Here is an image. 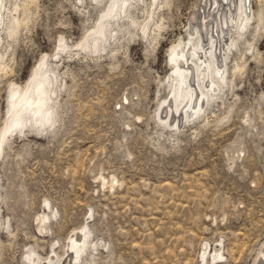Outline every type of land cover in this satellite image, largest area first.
Returning a JSON list of instances; mask_svg holds the SVG:
<instances>
[{
  "label": "rangeland",
  "instance_id": "rangeland-1",
  "mask_svg": "<svg viewBox=\"0 0 264 264\" xmlns=\"http://www.w3.org/2000/svg\"><path fill=\"white\" fill-rule=\"evenodd\" d=\"M200 1L128 0L91 50L74 45L106 0H3L21 21L0 41V129L11 88L44 57L56 96L51 122L22 113L0 146V264H59L81 230L75 264H260L264 0H246L219 93L193 119H158L170 48L188 41Z\"/></svg>",
  "mask_w": 264,
  "mask_h": 264
},
{
  "label": "bare ground",
  "instance_id": "bare-ground-1",
  "mask_svg": "<svg viewBox=\"0 0 264 264\" xmlns=\"http://www.w3.org/2000/svg\"><path fill=\"white\" fill-rule=\"evenodd\" d=\"M106 2V7L99 19L82 39L74 45L75 47L80 48L87 45L91 50H97L98 41L105 37L106 27H112L113 23L119 26L122 21L121 17L120 21L117 20L120 13L128 15V9L130 8L128 0H106ZM200 2L197 15L199 18H192L194 24H192L191 27L189 26L188 41L183 45L177 44L170 48V58H168L172 64V74H169L168 87L170 98L163 100L165 101L166 108L162 107V102L161 105H159L160 110L158 113L159 121L169 126L171 125L169 118L172 110L174 111L173 113L177 112L179 114L178 110L181 109L183 112L182 117L187 120L188 117L196 115L203 110L204 101L209 100L219 93L221 84L224 83L227 78L225 58L227 54L230 53L227 52L235 45V38H232V34L237 38L241 37V32L246 29L247 23L249 22L250 15L247 16L246 0H207V8L204 5L205 0H201ZM15 5L16 4L13 3L12 7H6L3 0H0V41L3 35L4 38L5 36H16L15 34L17 32L15 30L19 27L21 20L12 12L16 7ZM204 8H206L205 12ZM212 9L214 11H212ZM225 10L227 11L226 15ZM132 20V18L131 20L129 19V21ZM146 24H148V22ZM159 25L161 24L155 23V27L158 29L160 28ZM226 25H228L227 29ZM142 31L145 33L146 28ZM89 38H92L90 44L87 43ZM59 48L63 50L65 46L61 43ZM2 55L3 54L0 53V65L2 64ZM44 58L33 67L23 86L14 85L11 88L9 95L10 105L7 114L8 118L0 129V146L12 129L20 124L22 113L30 115L34 123L41 124L42 120L48 123L51 122L52 111L51 109L49 110L48 106L52 98V93H55L56 96V89L54 88L49 91L47 89L49 73L47 70L41 73L43 67L46 65ZM1 66L3 67V65ZM237 68L238 70L240 69L236 63L234 69ZM161 111H164V114L162 113L163 115L160 114ZM178 117L179 116H176L175 120L173 119L174 122L172 124L175 127L177 126ZM170 120L172 119L170 118ZM42 218L43 217H40V220ZM86 234L85 231L81 230V232H75L68 238L65 255L68 254L69 259L62 258L59 264H75L86 242ZM205 249L206 248H204L203 255L206 251ZM213 253V259L218 258L220 255L216 250H214ZM259 254L263 257L259 263L264 264V247L259 251ZM33 257L35 258V256ZM50 260L46 261L44 264H51ZM29 261V264H43V261H36V258L29 259Z\"/></svg>",
  "mask_w": 264,
  "mask_h": 264
}]
</instances>
